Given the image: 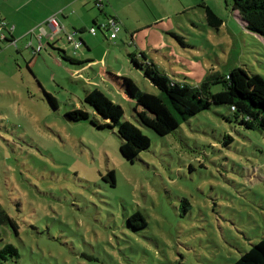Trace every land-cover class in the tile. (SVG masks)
Returning a JSON list of instances; mask_svg holds the SVG:
<instances>
[{"label": "rangeland", "instance_id": "obj_1", "mask_svg": "<svg viewBox=\"0 0 264 264\" xmlns=\"http://www.w3.org/2000/svg\"><path fill=\"white\" fill-rule=\"evenodd\" d=\"M231 3L122 0L114 6L124 20L119 32L108 37L95 24L97 36L84 33L92 49L69 51L86 57L79 63L62 50L64 60L49 55L46 40L39 52V42L23 53L2 45L0 210L12 223L0 224V249L13 243L20 257L0 264H232L264 236V132L239 124L227 104L186 120L171 112L172 124L164 103L155 104L160 90L130 55L144 64L145 52L160 73L191 84L239 66L264 77V36ZM204 4L223 18L218 30ZM126 79L154 107L123 90ZM95 89L150 137L134 161L121 154L117 127H98L108 119L85 103ZM77 108L90 117L71 119ZM134 212L146 227L128 225Z\"/></svg>", "mask_w": 264, "mask_h": 264}, {"label": "trees", "instance_id": "obj_2", "mask_svg": "<svg viewBox=\"0 0 264 264\" xmlns=\"http://www.w3.org/2000/svg\"><path fill=\"white\" fill-rule=\"evenodd\" d=\"M103 1L98 0V3L103 4ZM231 4L233 12H236L248 30L264 36V0H232ZM203 7L208 24L218 30L224 23L223 18L210 5L204 4ZM174 36L182 45H186L180 35L174 33ZM82 45L87 47L83 39ZM130 55L134 66L143 69L146 77L160 90V97L157 99L159 104H155L160 106V101L164 103L166 109L162 114L172 124L176 123L171 117L172 114L178 121L186 120L213 105L227 104L234 112L239 124L248 129H259L264 132V77L262 75L250 73L239 66L232 68L228 74L210 73L199 84H191L173 80L166 74L160 73L157 65L145 52H142V57L146 60L144 64H140L135 55ZM35 80L45 92L36 75ZM126 81L121 83L120 87L123 90L128 91L130 96L143 100L148 106L154 107L151 105L154 99L150 95L144 94L131 80L126 79ZM217 82H221L223 87L221 90L213 91L212 85ZM49 96L51 100H54L50 94ZM85 103L103 118L108 119V122L97 124L98 127H117V133L122 140L120 152L123 157L134 161L142 151L150 147V137L130 120L122 121L123 107L111 100L103 91L90 90L85 96ZM68 116L73 120H84L88 119L90 114L87 110L77 108ZM230 139H232L231 136ZM108 175L112 177L111 184H115L114 172L110 171ZM6 222L12 223V219L4 210H0V224ZM128 225L135 229L144 228L147 220L141 212H134L128 217ZM19 257L20 252L13 243H7L0 249L2 261ZM232 264H264V236L244 251Z\"/></svg>", "mask_w": 264, "mask_h": 264}, {"label": "crops", "instance_id": "obj_3", "mask_svg": "<svg viewBox=\"0 0 264 264\" xmlns=\"http://www.w3.org/2000/svg\"><path fill=\"white\" fill-rule=\"evenodd\" d=\"M121 1L104 0L103 4H99L98 0H0V21L7 23L6 27L0 28V49H4L3 44H13L11 40L15 39L16 49L23 53L26 48L32 49L38 42L46 40L45 46L49 55L57 53L60 58L62 56L72 63L83 62L86 57L77 58L69 53L72 51L74 54V50L62 33L74 32L81 41L82 39L85 41L87 50H91L92 44L84 33L90 32L93 23L104 21L109 16H115L121 22L123 19L114 7ZM54 14L63 25L61 32H54L53 27L47 22ZM7 27L13 28L8 30ZM103 32L108 36L107 31ZM55 49L62 50L61 56ZM33 56L30 62L32 66L38 59L36 55Z\"/></svg>", "mask_w": 264, "mask_h": 264}, {"label": "built area", "instance_id": "obj_4", "mask_svg": "<svg viewBox=\"0 0 264 264\" xmlns=\"http://www.w3.org/2000/svg\"><path fill=\"white\" fill-rule=\"evenodd\" d=\"M103 1V0H100ZM47 22L53 27L54 32H61L63 30V25L59 21V18L57 15H52L48 18ZM98 27H100L104 31H111L113 35L119 32L120 26H119V20L115 16H109L107 19L104 21L96 23ZM7 23L6 21L1 20L0 21V28L6 27ZM8 28V27H7ZM13 27L8 30H11ZM44 29V27L42 28ZM90 32L93 33L94 35L97 33L95 25H93L90 29ZM109 34V33H108ZM5 37V35L3 36ZM66 38L69 43V45L73 48L74 51L81 49L82 47V41L76 36L74 32H66ZM11 43H16L15 39L11 40ZM42 48V43L40 42L38 44V47L36 49V52H39Z\"/></svg>", "mask_w": 264, "mask_h": 264}]
</instances>
